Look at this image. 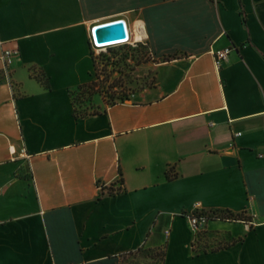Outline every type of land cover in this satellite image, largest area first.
Masks as SVG:
<instances>
[{
    "label": "crops",
    "instance_id": "1",
    "mask_svg": "<svg viewBox=\"0 0 264 264\" xmlns=\"http://www.w3.org/2000/svg\"><path fill=\"white\" fill-rule=\"evenodd\" d=\"M127 28L155 84L76 117L92 42ZM0 37V264H120L167 228L163 264H264V0H0ZM196 208L244 215L207 224L227 247L193 249Z\"/></svg>",
    "mask_w": 264,
    "mask_h": 264
},
{
    "label": "rangeland",
    "instance_id": "2",
    "mask_svg": "<svg viewBox=\"0 0 264 264\" xmlns=\"http://www.w3.org/2000/svg\"><path fill=\"white\" fill-rule=\"evenodd\" d=\"M101 19L108 20L110 16L104 15L101 16ZM99 57L101 76L98 86L109 92H115L119 97L130 96V98H138L147 87L154 85L156 82L154 69H150V71L144 73L139 69V66L143 63L155 61L152 50L147 42L135 45H122L116 47L114 51L103 53ZM145 58L148 59L146 62H143ZM139 60H142V63L140 62L139 64ZM108 74L109 77H106ZM93 97L89 95H76L77 106L89 105V99L91 98V104L94 105ZM106 100L108 102L112 101L110 98H106ZM192 229L195 233L193 244L196 251H210L223 244L213 243L209 239L207 227ZM162 237L163 240L158 247H143L133 254L123 256L120 264H163V249L167 239L166 233L163 232Z\"/></svg>",
    "mask_w": 264,
    "mask_h": 264
},
{
    "label": "trees",
    "instance_id": "3",
    "mask_svg": "<svg viewBox=\"0 0 264 264\" xmlns=\"http://www.w3.org/2000/svg\"><path fill=\"white\" fill-rule=\"evenodd\" d=\"M139 43H141V42H138V44ZM116 47H120V46L109 47L105 51H101V52H97V51H95L92 48L93 65H94V72H93V75H92L93 78L89 82L80 85L76 90H74L72 92V97H73V103H74V106H75V115H76V117H83V116L88 115V114H96V113H99L101 111V108L91 104L92 103V98L89 99V102H90L89 105H83V106H80V107L77 106L75 96L78 95V94L82 95V96L89 95L91 97L94 96L95 94H100L103 97V99H104V101L106 102L107 105H115L118 102H124L125 100L130 99V96L119 97V96H117V94L115 92H109L108 90H105L104 88H100L98 86V82H99L100 76H101V72L99 70V59H100L99 56L102 55L103 53H107V52H110L112 50L114 51V49H116ZM177 56H178L177 54L169 55V56L165 57V60H170L172 58H177ZM147 59L148 58H145V60L143 62H146ZM140 62L142 63V60L141 61L139 60V64H140ZM106 77H109V74L106 75ZM37 78L41 82H43L44 84H47V81L43 77L38 76ZM106 98H110L112 101L108 102L106 100ZM174 177H175V175L173 173H171V171H167V178L168 179H173ZM119 184H120V186L118 188H115L114 185L104 186L103 188L107 189L109 194H115V193H119V192L124 190L123 186H122L124 184V179L122 177L119 179ZM208 214L210 215V217L212 219H216V218H220V219H223V220L224 219H226V220L244 219V215L242 213L236 214V213L231 212L229 210H212ZM224 247H227V245L217 246L213 250L221 249V248H224ZM141 249L142 248H140L139 250H141ZM166 249H167V242H166V244L164 246V249H163V261L165 260ZM193 249H194V244H193ZM139 250H137V251H139ZM204 251L207 252L206 250H204ZM133 253L134 252H130V253L125 254L123 256L130 255V254H133Z\"/></svg>",
    "mask_w": 264,
    "mask_h": 264
},
{
    "label": "built area",
    "instance_id": "4",
    "mask_svg": "<svg viewBox=\"0 0 264 264\" xmlns=\"http://www.w3.org/2000/svg\"><path fill=\"white\" fill-rule=\"evenodd\" d=\"M128 29V28H127ZM128 32L130 33V38L126 41L123 42L122 44L119 45H111V46H98L96 44H94L92 42V48L97 51V52H101V51H105L107 48L109 47H115V46H121V45H135L138 44V41H136L133 38V30L132 29H128ZM5 41L0 37V47L3 48V56H4V61L6 66H11L15 60V57L18 55L19 50L18 48H14V49H10V48H6L5 47ZM231 48L226 47L220 50L215 51L214 54V60H215V65L217 67H220L222 62L225 61L228 58V55L230 53ZM185 216L188 217L189 222H190V226L192 228L195 229H200L203 227H206L207 224L213 220L210 215L206 212H203L202 210H199L198 208H196L194 211H192L191 213H187L185 214ZM216 219H220V218H216ZM166 235L168 236L170 234V229L167 228L165 230Z\"/></svg>",
    "mask_w": 264,
    "mask_h": 264
},
{
    "label": "water",
    "instance_id": "5",
    "mask_svg": "<svg viewBox=\"0 0 264 264\" xmlns=\"http://www.w3.org/2000/svg\"><path fill=\"white\" fill-rule=\"evenodd\" d=\"M92 33L98 40L106 41L116 38L117 36H126V27L123 20H119L112 23H106L92 28Z\"/></svg>",
    "mask_w": 264,
    "mask_h": 264
}]
</instances>
